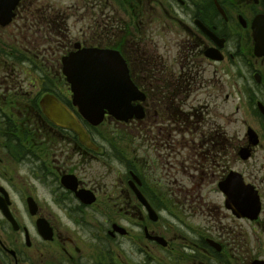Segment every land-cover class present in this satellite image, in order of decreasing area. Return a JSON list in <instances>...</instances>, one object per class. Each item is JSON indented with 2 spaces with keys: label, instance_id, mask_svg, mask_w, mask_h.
Segmentation results:
<instances>
[{
  "label": "flooded vegetation",
  "instance_id": "1",
  "mask_svg": "<svg viewBox=\"0 0 264 264\" xmlns=\"http://www.w3.org/2000/svg\"><path fill=\"white\" fill-rule=\"evenodd\" d=\"M83 2L81 44L122 54L145 115L130 120V136L87 129L91 146L51 122L43 95L73 110L59 84L72 48L68 18L41 0H18L0 24V264H264V138L220 140L212 124L216 64L252 77L257 63L264 69L251 30L264 0ZM58 20L66 25L56 32ZM213 49L223 60L208 56ZM239 79L237 93L249 95L255 87ZM261 82L264 96L263 70ZM109 123L113 132L123 124ZM221 158L223 176L257 192L260 212L250 219L228 206L217 254L210 193ZM195 218L198 231L185 225Z\"/></svg>",
  "mask_w": 264,
  "mask_h": 264
},
{
  "label": "water",
  "instance_id": "2",
  "mask_svg": "<svg viewBox=\"0 0 264 264\" xmlns=\"http://www.w3.org/2000/svg\"><path fill=\"white\" fill-rule=\"evenodd\" d=\"M16 0H0V22L10 20V9ZM9 11V12H8ZM253 38L255 41L254 53L264 56V15L257 16L252 23ZM212 57L219 58L212 53ZM63 74L71 84L73 103L79 112L92 124H99L108 113L120 120H128L133 116L142 117L140 106H133L131 102L142 98L128 75L125 61L117 51L111 49L83 48L65 56ZM259 81V76L256 75ZM45 112L55 122L71 127L78 135L87 138L86 132L77 122L76 118L52 96L42 100ZM260 111L264 114V106L258 103ZM251 141L257 142V135L251 128L248 129ZM219 188L232 200L235 212L253 216L258 212L259 203L252 194L238 188L235 180L228 185V179L219 183ZM245 194L246 199L237 202V194ZM227 203V201H226Z\"/></svg>",
  "mask_w": 264,
  "mask_h": 264
},
{
  "label": "rangeland",
  "instance_id": "3",
  "mask_svg": "<svg viewBox=\"0 0 264 264\" xmlns=\"http://www.w3.org/2000/svg\"><path fill=\"white\" fill-rule=\"evenodd\" d=\"M45 5L51 6L53 12L56 9H59L66 13L68 18L67 27L69 32V37L72 44H75L79 38L81 37V33L86 29V15L82 12L83 0H41ZM253 63V62H252ZM255 65V64H254ZM225 64H216L217 74L215 80L219 79L217 82L216 90L214 93L212 100V124L215 128V133H217L220 140L224 139L226 135L236 134V132L240 135H243L245 132L244 125H250L253 128L259 130V126L262 130H264V124H262L261 119L256 116V112L251 105H249V101H253V103L257 100V98H264L262 95H256L259 91V87L255 86L256 82L252 77V74L246 71L241 65L240 67H234L232 70L228 69V72L225 73L223 68ZM259 73L262 74V70L260 68V64L257 63ZM228 68V66H227ZM213 70V67H212ZM241 74L245 75L249 79V85L255 87L249 95H239L237 90L235 89L241 80L239 77ZM249 75V76H248ZM233 85L230 86L229 83ZM220 83H224V86L217 89L220 86ZM256 90V91H254ZM256 92V93H253ZM229 94L228 98H226V94ZM250 99V100H249ZM251 103V102H250ZM238 106V108H237ZM109 126H105V130ZM111 127V126H110ZM107 135H109L110 130H106ZM263 134V133H262ZM264 135V134H263ZM222 137V138H221ZM225 168L224 158L218 159L216 161V166L213 168L214 172H212V211H214V216H212V238H216L219 234L224 233L225 229V208H224V198L222 193L219 191L217 183L223 177V172ZM121 169V168H120ZM123 172V170H120ZM210 196V198H211ZM191 219L192 221L187 222L185 225L190 227L193 230H197L199 225L198 219ZM182 227V226H181ZM184 231H189L186 228H183ZM218 260L224 259V255H217ZM218 263V262H214Z\"/></svg>",
  "mask_w": 264,
  "mask_h": 264
}]
</instances>
